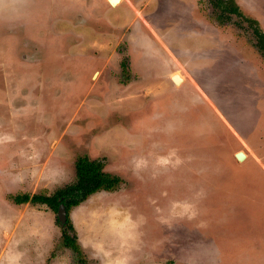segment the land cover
Returning <instances> with one entry per match:
<instances>
[{"label": "rangeland", "instance_id": "1", "mask_svg": "<svg viewBox=\"0 0 264 264\" xmlns=\"http://www.w3.org/2000/svg\"><path fill=\"white\" fill-rule=\"evenodd\" d=\"M213 1L0 0V264H264V58ZM234 3L264 35V0ZM83 157L120 183L71 209L73 253L12 199Z\"/></svg>", "mask_w": 264, "mask_h": 264}, {"label": "trees", "instance_id": "2", "mask_svg": "<svg viewBox=\"0 0 264 264\" xmlns=\"http://www.w3.org/2000/svg\"><path fill=\"white\" fill-rule=\"evenodd\" d=\"M212 5L217 11V19H214L220 26L228 23L230 16L232 15L248 22L254 36V43L252 44L264 58V35L258 28L257 22L250 18H246V16L240 12L233 0H226L224 2H222V0H215ZM103 169V163L99 161H91L86 157L79 158L75 164L76 180L74 185L56 191L51 197L33 196L30 198L28 195H25L20 199L14 198V202L16 204L27 202L33 204H46L54 212H57L59 205H64L66 221L62 229V243L64 247L78 253L79 246L76 241L75 230L69 217L71 209L99 191H113L120 183L118 177L111 176ZM68 233H72V235H68Z\"/></svg>", "mask_w": 264, "mask_h": 264}, {"label": "water", "instance_id": "3", "mask_svg": "<svg viewBox=\"0 0 264 264\" xmlns=\"http://www.w3.org/2000/svg\"><path fill=\"white\" fill-rule=\"evenodd\" d=\"M108 4L111 6V7H115L117 6L119 3H120V0H107ZM170 80L171 82L176 85V86H179L181 83H182V78L179 74L175 73L173 74L171 77H170ZM235 159L237 162H243L244 159H245V155L243 154V152H237L235 155H234ZM57 216L59 218V220L63 223L65 221V210H64V207L63 205H60L58 207V213H57Z\"/></svg>", "mask_w": 264, "mask_h": 264}, {"label": "crops", "instance_id": "4", "mask_svg": "<svg viewBox=\"0 0 264 264\" xmlns=\"http://www.w3.org/2000/svg\"><path fill=\"white\" fill-rule=\"evenodd\" d=\"M120 3H121V0H120ZM120 3L118 4V5H120ZM117 5V6H118ZM116 6V7H117ZM241 11L243 12V14L245 15V16H247L245 13H244V11L241 9ZM248 17V16H247ZM250 17H252V16H250ZM252 18H254V17H252ZM147 26H148V24H147ZM155 32V31H154ZM162 47H166L164 44H162L161 45ZM239 63H237V65H238ZM234 66H236V64H234ZM238 67V66H237ZM178 74V73H177ZM261 172L263 171V173H264V170H260ZM260 238L261 237H259V239H256V240H259V241H261L260 240ZM262 240H264V236H263V238H262ZM243 241H245L243 238H238L237 240H236V243H237V247L235 246V248H238V250L240 251V250H243V249H245L244 248V246L242 245L243 244ZM228 243H230V242H227V243H225V245L228 247V246H230V244H228ZM251 250H253L254 251V255L255 256H258V249L256 248V247H251L250 248ZM246 256V254L245 253H241V252H239L238 253V263L237 264H243L242 263V261H244V257ZM241 262V263H240Z\"/></svg>", "mask_w": 264, "mask_h": 264}, {"label": "flooded vegetation", "instance_id": "5", "mask_svg": "<svg viewBox=\"0 0 264 264\" xmlns=\"http://www.w3.org/2000/svg\"><path fill=\"white\" fill-rule=\"evenodd\" d=\"M234 1V0H233ZM107 4H108V2H107ZM108 6L110 7V8H115V7H111L109 4H108ZM238 7V6H237ZM214 10V9H213ZM240 12L243 14V12L240 10ZM25 195H28V194H19V195H16V196H14L13 197V199H12V201H13V203L15 204V205H18V206H21V205H24V204H33V203H31V202H27V203H19V204H16L15 202H14V198H18V199H20V198H22L23 196H25ZM29 196V195H28ZM34 196H36V195H34ZM30 197V196H29ZM31 197H33V196H31ZM30 197V198H31ZM44 197V196H43ZM51 197V196H50ZM35 204H40V203H35ZM44 205H46V204H44ZM47 206V205H46ZM60 206V205H59ZM58 206V207H59ZM48 207V206H47ZM63 207H64V205H63ZM64 210H65V207H64ZM57 213H58V208H57ZM69 216H70V213H69ZM58 221V222H57ZM65 221H66V211H65ZM65 221L62 223L60 220H59V218H58V220H56V222L59 224L60 223V226L62 227V229H63V225L65 224ZM61 241H62V234H61ZM61 241H60V243H61ZM64 246V245H63ZM65 249H69V248H66V247H64ZM71 250V249H70ZM72 251V250H71ZM73 252V251H72ZM73 253H76V252H73ZM82 262V260L80 259L79 260V263H81Z\"/></svg>", "mask_w": 264, "mask_h": 264}]
</instances>
